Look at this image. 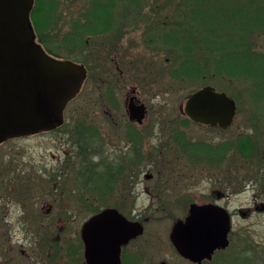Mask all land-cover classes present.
I'll list each match as a JSON object with an SVG mask.
<instances>
[{
	"label": "flooded vegetation",
	"instance_id": "flooded-vegetation-1",
	"mask_svg": "<svg viewBox=\"0 0 264 264\" xmlns=\"http://www.w3.org/2000/svg\"><path fill=\"white\" fill-rule=\"evenodd\" d=\"M145 2L146 0L135 2L131 0L133 4L128 2L126 8H124L122 5L123 0H85V5L83 4V13H85L83 20L86 30L83 45L85 61L81 62L73 59L84 64L87 69L85 84L90 79L94 81L101 79L102 83L105 81L107 90L112 88L108 86V78H106L107 75L111 77L106 72H110V70L106 69L107 66H103V63L108 62L107 60L112 57V62L115 64L117 71L115 82L117 86V82L122 81V78L130 73V71L123 70L121 66L119 68V63L121 64L124 60L131 63L134 60L135 53L131 49L140 46H134V42L138 43L139 39L141 44L147 45H143L146 46V49L138 48L137 51L139 52L153 55L154 52L151 48H154L156 53L160 54L161 51L159 50L163 46V55L167 56L170 53L168 51L171 50L172 46L171 9L165 7L164 9L167 11L169 9L168 13L170 14L166 13L165 17H160V12H156V8L151 12H145V7L141 5ZM53 3L56 6L53 7L51 14L52 19L55 18L54 23H56L61 0H53ZM93 4L101 6L94 7ZM95 11L101 14L98 24L94 22L98 15L93 13ZM142 18L145 21L143 22L145 26L144 24L141 26L142 23H139ZM129 31H140V33L129 36ZM78 32L81 33L75 26L73 33L77 37L74 41L80 38ZM38 40L44 45L40 39ZM128 44H131V46L127 47ZM74 45L77 47V44ZM193 46L194 50H192L191 55H197L199 58L198 42L195 41ZM45 49L48 51V48ZM49 53L58 56L54 51H49ZM165 60L169 61L170 59L165 57ZM98 66H101L102 70L95 77V70L98 69ZM110 73L113 75L112 71ZM110 98H113L112 91L110 92ZM132 98H134L133 103L136 107L143 108V119L141 121L130 118L129 105ZM125 107L127 120L118 117L108 120L113 126L125 125L127 128L125 136L131 142V145L124 156L119 155L118 152H116V156H112L110 151H108L109 155L106 153L107 151H104L105 154L102 158V148L104 145L107 146V143L101 140V136L97 134L98 130L95 128L85 131L83 142H80V137L75 141V147L80 146L84 150L63 152L65 157L69 159L70 164H76L73 170L76 171L75 178L77 182L69 185L72 187L70 194H68V191L60 192V187L64 186L56 182L52 188V202L47 205L44 214H40L42 208L37 207L39 202L44 204V185L37 180V171L29 176V183L16 184L17 178H11V175L12 173L21 175L22 168L17 166L14 168L8 167L7 163L9 162L2 159L3 162L1 161V163L3 167L6 166V171L0 170V208L16 199L22 208V214H0V218H3L0 224V264H66L70 259L73 264H87L86 246L83 239L85 224L107 208L117 209L123 214L119 206L123 203L134 204L138 197L135 191L140 184L138 175L141 174L140 172H144L143 169H140V163L144 157L140 152V145L143 141L141 139L143 137L170 138V140L178 137L184 138L188 134V132H185L186 129L178 131L179 128H174L173 131L178 130L176 134L172 135V122L174 125L183 123L179 126L185 127L194 123L200 128L201 132L200 138L196 142L190 141L183 144L185 157L190 161H195L192 164L196 165L195 170L200 175L201 193L196 195L195 201L190 203L188 212L181 219L189 217L190 208L193 204L223 207L227 209L232 218L229 247L217 250L212 260L206 259L197 264H218L214 262L216 256L227 254L228 251H231V259L236 260L238 264H264V247L261 248L259 244L250 241L247 231L245 233L243 230L237 232L234 222L235 218L248 220L264 213V103L237 104L235 117L228 126L195 122L186 114L184 105H181L180 112L186 116V119L183 121L172 120L167 115L168 107L166 104L153 101H151V104L144 102L140 98L136 87L127 93ZM111 110H119L116 102L106 106L107 112ZM109 115H112V113H109ZM238 116L241 118L237 121ZM237 122L239 123L237 124ZM155 127L158 128V131L155 129L156 132L154 131ZM151 132L154 133L152 136H150ZM42 134L44 132L9 139L1 142L0 148L10 141L31 142L32 139H36ZM163 148H167V146H163ZM156 149L157 147H153V150ZM98 158L99 160L96 161ZM81 177L83 183L78 182ZM147 177L152 179L153 176L149 173ZM31 181L35 183L34 187H32ZM119 188L123 190H121L122 193L113 195ZM16 189L17 191H15ZM247 191L251 192L247 207L231 210L232 200ZM108 197H114L115 202L106 207H100L103 204L97 203V201L105 202ZM67 203H69L68 205L80 206L81 209L76 210V212L64 210V205ZM93 205H99V207L93 210ZM61 206L63 207L62 210ZM53 212H56V215H53ZM124 216L129 221L141 222L140 219H131L126 215ZM7 218H19V235L13 234L8 228L11 222ZM76 218L87 219L81 223H76ZM170 243L174 248L171 240ZM123 250L121 254L122 264H125L124 259L127 258V255ZM130 264H133L132 261ZM160 264L166 263L161 262Z\"/></svg>",
	"mask_w": 264,
	"mask_h": 264
},
{
	"label": "rangeland",
	"instance_id": "rangeland-1",
	"mask_svg": "<svg viewBox=\"0 0 264 264\" xmlns=\"http://www.w3.org/2000/svg\"><path fill=\"white\" fill-rule=\"evenodd\" d=\"M219 1L220 0H216V4H218ZM230 1L237 2L239 0ZM246 1L248 0H241L240 2V5H244L242 6L243 9L246 5ZM257 1H262L261 6L264 8V0ZM128 2L131 3V0H123L122 5L124 8H126L125 6H127ZM186 2L187 0H146V2L141 5L145 7V12H151L156 8V12H160V17H165L169 9L167 11L164 8L170 7V28L173 33V31L176 32L179 30V25L181 27L180 29H182V27L185 30L187 29L186 22L176 25L178 20H181V16L187 18V12L192 8L193 2L188 1L189 4L185 5ZM227 2H229V0H227ZM84 3L85 0H61V6L58 8L57 13V22L54 23L55 18H53L47 31L41 34L37 33L38 39L48 40H44V46L54 50V52L63 59L69 58L81 62L85 61V49L83 47L86 36L83 20L85 14L83 13ZM203 11L205 14L211 13V11L206 8ZM143 22L145 21L142 18L139 22L142 23L140 24L141 26L143 24L145 26ZM204 25L210 28L212 27L208 22L204 23ZM75 26H77V30L81 31V33L78 32L80 38L76 41H74V39L77 37L75 34L77 32L73 33ZM228 27L231 31L240 28L238 22L230 23ZM192 28H195V26L191 27L190 30ZM139 29L141 30L140 26ZM135 33L139 34L140 31H129V36L135 35ZM182 34H185V31ZM234 34L235 33H233V35ZM187 35H185V37ZM208 38L214 39L213 35L208 36ZM177 40L178 39L175 41ZM186 40L187 39H180V42H172L171 50L168 51L170 53L166 52L168 53L167 56L163 55V46L159 50L161 51L160 54H157L154 48H151L154 52L153 55L139 52L137 51L138 48L146 49L147 45L141 44L140 39L138 43L135 41L134 46H140L131 49L135 53L134 60L131 63L125 60L121 64L119 63V68L121 66L123 70L130 71V73L124 76L122 81L117 82V86L115 83L117 75L116 66L112 62V57H110L109 60H107L108 62L105 61L103 63V66H107L106 69L113 72L112 75L109 71H106L107 74L111 76H106V78H108V86L112 88H108L109 90H107L105 81L102 83L101 79L96 81L91 79L88 80L79 96L68 104L65 110V124L62 128L51 133H44L36 139H32L31 142L10 141L0 148L1 171H6V166L3 167L1 163L4 159L6 162H9L7 163L8 167L14 168L17 166L22 168L21 175L18 173H12L11 175V178H17L15 181L16 184L24 182L29 183V176L35 174L37 171V180L44 185V204L39 202V206H37L42 208L40 214H44L47 205L52 202L51 193L56 182L64 186L60 187V192L68 191V194L72 192V187L69 185L77 182L75 178L76 171L73 170L76 164H70L68 162L69 159L65 157L63 152L82 151L80 146L75 147V141L79 138L77 137L79 132L87 131L90 128L98 130L97 134L101 136V140L107 143V146L104 145L106 149L104 146L102 148V158L105 154L104 151H107V154L108 151H110L112 156H116V152L124 156L131 145V142L125 136L127 128L125 125H120L118 127L113 126L108 120L116 117L124 120L128 119L125 107L126 95L133 88H137L140 98L148 104H151V101L159 104H166L168 107V117L172 120L180 121L186 119V116L180 112L181 105L185 104L191 93L197 91L204 85H213L217 90L225 91L232 97H234V95L238 96L239 99H241V104L255 103L247 92L248 86L246 84L234 82L228 78L216 79L213 77V60L208 55L210 53V48H213L211 43L205 45V47L209 49L205 48L203 45H199L198 52L200 53V57L195 59V55L192 56L191 53L184 51L185 45L190 44L188 40L185 44ZM74 44H77V47ZM255 44L258 50H264V32H258L256 34ZM126 46L130 47L131 44ZM227 46L230 47L231 45L228 44ZM219 54L215 52V54L211 56L214 58ZM160 55L161 57H159ZM190 56L196 61H199L202 66H204L206 61H209L208 68L211 70L210 75L208 74L200 77L197 80L178 78L180 77V73H178L180 66L184 60ZM165 57H168L170 60L166 61ZM100 70H102L101 66H98V69L95 70V77ZM102 78L104 79L105 77ZM111 91L113 93V98H110ZM112 102H116L119 110L107 112L106 106ZM109 113H112V115H109ZM240 118L241 117L238 116L237 121ZM238 123L239 122H237V124ZM182 124L183 123H176L174 125L172 122L171 133L172 135L177 133L176 131L178 129L173 131L174 128H179L178 131L186 129L185 132H188V134L184 136V138L178 137L170 140V138L156 139L143 137L141 139L143 141L140 145V152L144 157L140 163V169H143L144 172H140L141 174L138 175L140 184L135 191L138 197L133 205L123 203L119 206V209H121L124 215L131 219H140L145 226V232L142 236L123 248L128 258L125 257V264H130L131 261L133 264H160L161 262H165L166 264H192V262L185 260L178 254L175 248L172 247L169 239L174 222L186 215L190 203L192 201L194 202L196 195L201 193L200 175L195 170L196 165L192 164V162L195 161L188 160L183 153V144L190 141L196 142V140L200 138V128L194 123L189 124L188 127L179 126ZM155 129L158 131L157 127L154 128V131ZM150 134V136H152L154 133L151 132ZM163 146H167V148H163ZM153 147H157V149L153 150ZM98 160L99 158L96 159V161ZM149 173L152 174V179L147 177ZM8 174L9 172L7 175ZM82 177L78 182L83 183ZM34 186L35 183L32 182V187ZM121 190L122 189L119 188L113 195L121 194L123 191ZM15 191H17V189ZM13 193L14 190L11 194L12 199ZM250 197L251 192L247 191L239 197L234 198L230 205V209L246 208L250 202ZM114 199V197H108L105 202L97 201V203L103 204L100 206L103 208L115 202ZM13 200L14 201H11L7 205H4L3 208H0V214L18 215L21 213L22 208L18 204L19 201L16 199ZM66 200L67 198L65 201ZM68 204L69 203L64 205V210L67 209L76 212V210L81 209L80 206H76L75 204ZM97 207H99V205H93L92 209L94 210ZM62 208L61 206V210ZM53 215H56V212H53ZM18 219L19 218H7V220L11 222L8 228L15 235L20 234ZM86 219L87 218H76L75 222L81 223ZM2 220L3 218H0V224ZM234 222L237 232L243 230L245 233L247 231L250 241L259 244L261 248L264 247V213L261 214V216L248 220L235 218ZM226 253L227 254L217 255L214 262L218 264H238L236 260L231 259V251ZM67 262L73 264L71 259Z\"/></svg>",
	"mask_w": 264,
	"mask_h": 264
},
{
	"label": "water",
	"instance_id": "water-1",
	"mask_svg": "<svg viewBox=\"0 0 264 264\" xmlns=\"http://www.w3.org/2000/svg\"><path fill=\"white\" fill-rule=\"evenodd\" d=\"M34 0H0V143L51 131L64 122L67 104L80 92L83 64L50 56L36 41L31 12ZM131 99L130 118L141 121L143 108ZM237 110L226 92L207 85L189 96L185 112L195 122L228 126ZM144 225L107 208L84 226L87 264H122V247L143 235ZM231 218L226 209L193 204L177 220L170 239L184 258L201 263L229 245Z\"/></svg>",
	"mask_w": 264,
	"mask_h": 264
},
{
	"label": "trees",
	"instance_id": "trees-1",
	"mask_svg": "<svg viewBox=\"0 0 264 264\" xmlns=\"http://www.w3.org/2000/svg\"><path fill=\"white\" fill-rule=\"evenodd\" d=\"M135 1L137 0H133V2ZM188 1L193 2V4L192 8L187 12V18L181 16V20H178L176 24L179 25L186 22L187 29L185 30L183 27L180 29L179 25V30L172 33V42H180V39H187L190 44L185 45V47L183 45L185 48L183 50L187 53H191L194 50L193 44L195 41L198 42V47H200L199 45L205 47L207 43H211L213 48H210L208 55L213 60V77L216 79L228 78L234 82L246 84L248 86L247 92L254 102L264 103V50H258L255 44L256 34L264 32L262 1L248 0L244 9L242 7L244 5H240L241 0L237 2L220 0L218 4H216V0H187L185 5L189 4ZM54 3L53 0H36L31 19L38 34L49 29L52 22L51 12L53 7L56 6ZM93 6L99 7L101 5L93 4ZM205 8L210 10L211 13L205 14L203 11ZM93 13L98 14L94 19V22L98 24L101 14L98 11ZM207 22L212 25L211 28L204 25ZM234 22H238L240 28L231 31L228 25ZM193 26L195 28L190 30ZM184 31L185 34H182ZM233 33L235 34L233 35ZM185 35L187 36L185 37ZM212 35L214 37L213 40L208 38V36ZM176 39L178 40L175 41ZM41 41L44 42L43 39ZM228 44L231 46L228 47ZM48 49L53 51L51 48ZM215 52L218 54L220 52V54L213 58L211 55L215 54ZM196 58L198 59L197 55H195ZM195 59L190 56L184 60L179 68L180 77L178 78L197 80L200 77L210 75L209 61H206L204 66H202ZM234 98L241 104V99L238 96L234 95ZM84 134L85 131L79 132L80 142H83ZM80 148L84 150L83 147Z\"/></svg>",
	"mask_w": 264,
	"mask_h": 264
}]
</instances>
